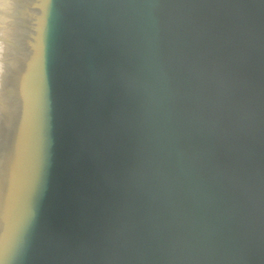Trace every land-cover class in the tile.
Here are the masks:
<instances>
[{
    "label": "water",
    "instance_id": "95a60500",
    "mask_svg": "<svg viewBox=\"0 0 264 264\" xmlns=\"http://www.w3.org/2000/svg\"><path fill=\"white\" fill-rule=\"evenodd\" d=\"M0 264H264V0H11Z\"/></svg>",
    "mask_w": 264,
    "mask_h": 264
},
{
    "label": "bare ground",
    "instance_id": "6f19581e",
    "mask_svg": "<svg viewBox=\"0 0 264 264\" xmlns=\"http://www.w3.org/2000/svg\"><path fill=\"white\" fill-rule=\"evenodd\" d=\"M8 0H0V13H4V16H5V12L7 10V6H8ZM1 15V14H0ZM3 15V14H2ZM3 17V16H1ZM0 17V19H1ZM4 21V17H3V20ZM1 21V23H2ZM0 23V24H1ZM3 25V28L5 27V23L1 24ZM2 28V27H1ZM1 28H0V38L2 39L3 38V31H1ZM5 29V28H4ZM5 41V40H4ZM2 42V41H1ZM0 42V84L2 83L3 81V78H4V68H5V62L3 61L2 59V54L4 53L3 49L5 48L4 45ZM7 42V40H6ZM5 43V42H4ZM2 85V84H1ZM1 101V100H0Z\"/></svg>",
    "mask_w": 264,
    "mask_h": 264
},
{
    "label": "rangeland",
    "instance_id": "374dc122",
    "mask_svg": "<svg viewBox=\"0 0 264 264\" xmlns=\"http://www.w3.org/2000/svg\"><path fill=\"white\" fill-rule=\"evenodd\" d=\"M10 1L11 0H8V3H10ZM9 5V4H8ZM8 7V6H7ZM1 15H0V17L1 16H3L4 17V13H0ZM3 14V15H2ZM3 17H1V19H0V23H1V21L3 20ZM4 23V21H2V23L1 24H3ZM0 24V28H1V31H3L2 33H3V38L1 39L0 38V42L4 45V49H3V51H4V53L2 54V59H3V61L5 62V68H4V78H5V72H6V55H7V42H6V40H7V36H6V29H4L3 28V25H1ZM5 40V41H4ZM5 42V43H4ZM4 78H3V81H2V85L0 84V100L2 99V91H3V84H4ZM0 119H1V101H0Z\"/></svg>",
    "mask_w": 264,
    "mask_h": 264
}]
</instances>
